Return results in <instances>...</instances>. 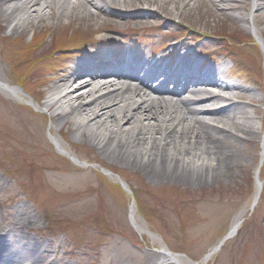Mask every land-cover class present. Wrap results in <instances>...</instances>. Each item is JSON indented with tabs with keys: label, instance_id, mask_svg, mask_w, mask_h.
Returning <instances> with one entry per match:
<instances>
[{
	"label": "bare ground",
	"instance_id": "1",
	"mask_svg": "<svg viewBox=\"0 0 264 264\" xmlns=\"http://www.w3.org/2000/svg\"><path fill=\"white\" fill-rule=\"evenodd\" d=\"M197 1L187 0L183 6L190 7L191 2ZM203 1L214 13L244 10L230 16L237 20L228 21L243 24L246 29L247 8L250 7L257 18L254 24L261 25L264 36V0ZM120 3H131L134 7L122 10ZM158 3L170 16L166 23L171 24L168 6L177 5L178 0H0V40L12 42L0 43V94L13 97L16 102L29 100L23 93L30 95L33 102L41 106L39 115L51 120L50 134L58 150L74 164L84 166L58 139L56 134L62 133L64 127L68 133L79 136L78 141L72 140V145H87L106 155V158L94 156L103 165L134 168L143 172L155 187L188 183L201 188L231 174L238 166L239 155L246 154L241 144L259 136L260 127L247 109L250 103L264 101L263 86L259 82L249 83L254 85L252 87L224 80L222 68L204 63L205 59L186 45L178 49L174 61L168 58L167 62L165 57L146 56L135 46L111 55H98L104 54V50L102 46H94V52L87 51L82 59L64 65L59 74L43 78L40 69L44 56L47 57L45 47L38 43L30 46L35 35L27 44L16 43L30 29L43 32L54 27L64 32H81L86 26L83 32L86 34L106 31L122 34V28L131 25L133 29H145L159 14L156 10L150 12L149 6ZM187 21L196 24L194 20ZM211 34L214 35L213 31ZM255 34L259 38L258 33ZM71 35L66 40L74 38V33ZM19 71L37 81L35 93L14 86L18 81L15 72ZM155 80L160 81V87L151 84ZM168 83L175 89L167 88ZM215 87L225 92L226 97ZM256 89L261 91L260 96L256 95ZM0 102L5 104L1 97ZM260 121L263 122V118ZM31 134L20 132L14 137L0 131V149L9 147L13 159L21 165L29 163L38 148ZM262 141L264 144V136ZM101 171L129 192L126 183L109 169ZM76 184L78 181L70 178H46L43 186L63 194L77 189ZM4 185L0 176V188ZM187 191L194 192L193 189ZM261 194V186H258L253 201L237 214L228 231H236L231 238L238 233L245 216L254 211ZM12 209L5 221L0 220V264H52L53 247L20 230L24 224L36 222L30 207L19 203ZM130 214L132 225L140 233L159 240L138 221L133 208ZM219 245L210 249L202 264L213 260L224 244L218 248ZM168 260L192 264L162 246L155 264Z\"/></svg>",
	"mask_w": 264,
	"mask_h": 264
},
{
	"label": "rangeland",
	"instance_id": "2",
	"mask_svg": "<svg viewBox=\"0 0 264 264\" xmlns=\"http://www.w3.org/2000/svg\"><path fill=\"white\" fill-rule=\"evenodd\" d=\"M186 1L178 0L177 5L168 6L171 24L166 23L170 16L158 3L149 6L150 12L156 10L159 14L151 19L153 21L148 28L133 29L131 25L123 27L122 34H92L88 36L90 44L86 48L91 50V46L97 45L96 38L113 37L118 42L122 41L127 48L131 49L135 44L143 54L165 57L167 62L166 54L172 48L191 46L193 51L200 50V57L208 56L213 58L212 62L226 65L231 72L227 77L229 81L252 87L254 85L250 84L259 82L264 94V36L261 25L254 24L257 18L250 7L247 8L246 29L243 24L228 21L237 20L230 16H237L244 10H234L231 14L214 13L213 8L203 0L184 7ZM119 6L122 10L134 7L131 3H120ZM187 20H194L196 24ZM81 29L82 32L86 31V26ZM40 31L30 29L16 43L27 44L35 35L30 46L39 41L45 47L47 57L44 56L40 69L43 78L59 74L64 68L60 64L80 59L75 49L80 39L66 40L72 36L70 33L79 31L64 32L54 27ZM2 42L12 43L0 40ZM108 50V47H104L106 54ZM207 51L209 55H206ZM52 66L59 69L53 70ZM26 74L15 72L18 79L15 86L25 76L22 83L24 89L33 94L37 81L27 78ZM260 94L261 91L256 89V95ZM23 95L31 104L28 111L13 102L10 96L0 94L5 102L3 105L0 102V131L14 137L20 132L24 135L29 131L37 140L38 148L32 153L29 163L23 165L11 157L9 147L0 149V176L5 181L3 188H0V220L5 221L15 205L27 204L36 222L24 224L20 230L53 247L52 264H155L162 246L191 263L202 264L205 255L230 230L237 214L253 201L258 186L262 189L258 205L245 216L238 233L226 240L208 264H264V101L247 105L260 127V134L241 144L246 154L239 155L238 166L226 178L201 188L188 183L155 187L143 172L134 168L97 162L94 156L102 154L87 145H72V140L78 141L79 136L68 133L64 127L62 133L56 134L58 139L84 166L74 164L60 153L51 139V120L35 112L41 106L33 102L27 93ZM32 165L42 166L35 169L31 168ZM100 168L109 169L123 180L131 193ZM46 178H70L79 184H76L77 189L59 194L43 186ZM189 189L194 192L187 191ZM132 208L138 221L156 234L159 240H153L148 233H140L132 225ZM163 264L176 262L168 260Z\"/></svg>",
	"mask_w": 264,
	"mask_h": 264
}]
</instances>
